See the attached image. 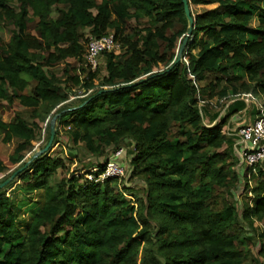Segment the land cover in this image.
I'll list each match as a JSON object with an SVG mask.
<instances>
[{
	"label": "trees",
	"instance_id": "1",
	"mask_svg": "<svg viewBox=\"0 0 264 264\" xmlns=\"http://www.w3.org/2000/svg\"><path fill=\"white\" fill-rule=\"evenodd\" d=\"M188 1L215 7L192 11L173 66L189 30L182 0H0V107L29 110L0 116V183L72 109L50 150L0 190V264H249L256 245L264 261V164L251 184L224 129L246 111L244 95L264 99V0ZM132 23L142 27L130 33ZM109 33L122 52L86 70V44ZM61 132L102 167L129 140V180L144 182L142 197L127 200L117 179L69 174L71 162L51 155ZM13 183L44 194L24 230L6 192Z\"/></svg>",
	"mask_w": 264,
	"mask_h": 264
},
{
	"label": "rangeland",
	"instance_id": "2",
	"mask_svg": "<svg viewBox=\"0 0 264 264\" xmlns=\"http://www.w3.org/2000/svg\"><path fill=\"white\" fill-rule=\"evenodd\" d=\"M215 7V5H211V6H191V11L198 13L201 12L205 9H210ZM253 25H257V21H253L252 22ZM142 25H137L135 23L131 24V28L129 30L130 33L133 32V29L135 28H141ZM4 31V32H3ZM3 32V36L5 38V40L7 41L8 38L10 37L8 29L6 30H2ZM34 33V32H33ZM35 34V33H34ZM88 44V43H87ZM86 44V47H87ZM68 62L72 65H75V61L74 59H68ZM61 67L62 65H60L59 67H57L55 70H57V72L61 71ZM102 71L104 70V67L101 68ZM85 76L82 75V78H84ZM247 98V97H245ZM260 98V97H257ZM74 98L72 97L71 100H73ZM3 107H0V116L3 118L4 121L9 122L12 120L14 114L16 112H20L23 113L25 115L28 114L29 110H26L25 108H23L22 106H20L19 104H14L13 106H8L7 103H3ZM213 105H214V110H221L220 105H217L216 101H213ZM253 105H249L246 109V111L244 112V117L242 116V118L239 121H246L245 123L248 124L250 123L251 117L254 115V110L252 109ZM224 113V110H221V114ZM253 113V114H251ZM235 119L232 118L229 122L228 125H226V127L224 128L225 130L228 131V137L231 139H236L237 137L235 136V131H233L234 126L238 123L236 121H234ZM47 132H45V129L42 131V135L41 138L38 139V141L33 142V148L31 149V152H29L26 156V161L29 160L31 158V156L43 149L47 142ZM1 139V136H0ZM58 143L55 146V148L53 149V151L51 152V155L53 156H59L63 159L66 160V162L69 164L71 162V167H70V171L69 174L75 173L77 172L78 174L83 173L84 171L90 170L95 166H98L99 164L104 163V159H98L94 156H92L91 154H89L87 151H85L83 149V147H79V148H73V146L71 145L69 139L67 138L66 134L64 132H61V134L59 135L58 138ZM18 141H13L11 144H8L7 146L3 147L1 149V154L2 156H9L10 154L13 153L15 147L17 146ZM123 148L125 149V158H124V162L126 164V170H128V167H130V161H131V155L129 153L130 150H132L133 147H131L130 145V141L127 140L125 143L122 144ZM264 164V162L262 163V165ZM239 168H244V167H239ZM13 169H11L10 171H7L6 174H9L10 172H12ZM131 170V169H130ZM129 172L127 173V176L122 179L121 181H117L116 186L118 188V191H122L124 193V196L127 198V200L132 201L135 203V198H141L144 190L146 188L145 184L143 181L139 180V179H135V180H129L130 176H129ZM240 174H243L241 172V170L239 169ZM129 176V177H128ZM244 176V175H243ZM242 176V178H243ZM244 180L242 179L240 182L239 187H243L244 186ZM129 187L131 188L133 191V193H135V195H131V193L127 192L125 189ZM7 192V196H9V198L11 199V202L16 210L17 213V222L19 227L24 230L28 223L30 222V220L35 216L36 213L39 212V210L41 209L42 205L44 204V194L42 191L33 193V194H26L24 192V190L22 189V187L19 185V183H13L10 187H8L6 189ZM241 195V191L240 188L237 190V192L235 193V197L234 199L231 198L232 202H235L237 207L240 209L241 207V201H243V198L240 197ZM259 245H256L253 247L252 251H251V256H250V260H249V264H263L264 261L261 258V256L259 255Z\"/></svg>",
	"mask_w": 264,
	"mask_h": 264
},
{
	"label": "built area",
	"instance_id": "3",
	"mask_svg": "<svg viewBox=\"0 0 264 264\" xmlns=\"http://www.w3.org/2000/svg\"><path fill=\"white\" fill-rule=\"evenodd\" d=\"M122 52V46L113 35L106 34L99 38H91L87 44L82 66L89 71L97 72L101 63L103 53ZM83 79V78H82ZM247 97V98H245ZM247 107L251 104L254 110V120L251 123L240 125L235 132L238 144L235 143L239 164L236 169L244 173L252 184L253 176L258 174V166L264 162V99L257 98L251 94L244 95ZM228 134V131L225 130ZM125 149L122 147L112 151L106 165L95 166L84 171L85 181L105 184L108 180L117 179L121 181L127 176L126 165L121 162L125 158ZM244 167V168H239Z\"/></svg>",
	"mask_w": 264,
	"mask_h": 264
},
{
	"label": "water",
	"instance_id": "4",
	"mask_svg": "<svg viewBox=\"0 0 264 264\" xmlns=\"http://www.w3.org/2000/svg\"><path fill=\"white\" fill-rule=\"evenodd\" d=\"M183 4H184V10H185V13H186V16L188 18V21H189V30H188V33L186 35V38L184 39L181 47H180V50L178 52V56H177V59H176V62L173 64L176 65L178 63L181 62V60L183 59V54H184V51L187 47V44L189 42V39L192 35V32H193V27H194V19L192 18V11H191V7H190V4H189V1L188 0H182ZM172 66V67H173ZM170 67V69L172 68ZM72 110V109H70ZM70 110H64L56 115H54L51 119V122H50V138H49V141L47 143V145L35 152L31 158L29 160H27L26 164L19 168L10 178L6 179L4 182L0 183V190L4 189L6 186H8L15 178L16 176L23 172L25 169H27L29 167V165L31 164V162L35 159H37L38 157L44 155L46 152H48L50 150V148L52 147L54 141H55V138H56V135H57V131H58V126H57V119L65 112V111H70Z\"/></svg>",
	"mask_w": 264,
	"mask_h": 264
},
{
	"label": "crops",
	"instance_id": "5",
	"mask_svg": "<svg viewBox=\"0 0 264 264\" xmlns=\"http://www.w3.org/2000/svg\"><path fill=\"white\" fill-rule=\"evenodd\" d=\"M251 114H253V113H251ZM244 112L242 113V114H240L239 115V117H237V118H235V120L234 121H236V122H240L239 120L242 118V116L244 117ZM254 120V115L251 117V120H250V123L252 122ZM241 122H246V121H241ZM239 127V124H236L235 126H234V128H233V131H235V130H237V128ZM236 141V144H238V140H235ZM235 152H236V155H237V151L235 150ZM238 170V169H237Z\"/></svg>",
	"mask_w": 264,
	"mask_h": 264
}]
</instances>
